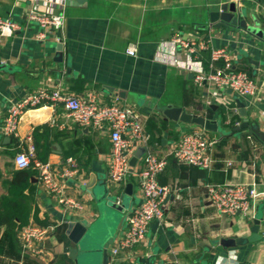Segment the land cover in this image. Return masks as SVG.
Wrapping results in <instances>:
<instances>
[{"label": "crops", "instance_id": "crops-1", "mask_svg": "<svg viewBox=\"0 0 264 264\" xmlns=\"http://www.w3.org/2000/svg\"><path fill=\"white\" fill-rule=\"evenodd\" d=\"M35 1L0 0V15L21 24L14 34L0 36V59L7 64V69L0 70V127L12 102L40 86L61 84L72 93L97 90L107 102L119 95L124 104L135 106L147 133L157 140L149 149L160 155L180 135L193 130L203 129L215 139L212 168L184 165L169 157L159 175L161 184L174 188L165 199L164 219L153 220L145 241L119 252L113 264L172 260L180 264H264V142L250 128L236 131V123L243 122L236 98L246 105L249 121L264 131V0L238 4L253 32L211 21L212 10L235 0H39L43 10L51 8L66 16L61 32L44 39L38 35V25L27 21ZM192 33L210 37L215 47L230 49L233 68L254 77L259 94L239 97L208 82L198 85L193 58L171 42L174 35ZM131 45L136 47L135 55L127 52ZM201 59L208 69L210 52L204 50ZM168 104L216 120L219 130L167 118L163 106ZM36 128L47 134L51 144L47 162L59 172H73L62 183L67 195L84 203V208L65 211L42 186L38 170L25 196L10 201V182L20 169L14 162L17 141L0 130V264H76L77 259L85 264V248L80 249L68 234L70 222H81L93 232L102 215L113 211L116 229L112 236L105 234L101 243L110 238L115 241L127 227V211L140 203L139 180L134 174L128 177L127 183L133 184L130 196L125 193L128 184L106 182L112 152L109 134L73 124L62 104L26 110L19 122L20 138L33 136ZM212 183L254 186L260 194L255 219L221 214L208 199L207 185ZM112 195L122 201L128 197L124 211L113 208ZM102 196L106 199L101 200ZM6 198L7 206L3 205ZM257 219L262 238L251 240ZM30 223L59 224L41 243L40 256L25 253L19 238L20 227ZM230 239L236 244L226 243Z\"/></svg>", "mask_w": 264, "mask_h": 264}, {"label": "built area", "instance_id": "built-area-1", "mask_svg": "<svg viewBox=\"0 0 264 264\" xmlns=\"http://www.w3.org/2000/svg\"><path fill=\"white\" fill-rule=\"evenodd\" d=\"M245 0H235L241 4ZM66 16L51 8L43 10L36 0L27 13V21L36 23L38 35L44 39L48 34L61 32ZM21 29V24L11 18L0 15V36H8ZM61 38V37H60ZM172 43L179 44L187 50L196 67L195 82L203 85L208 82L211 87L230 91L239 97H255L259 94V86L254 77L247 71L233 68L234 56L226 46L215 47L210 37L199 35H174ZM210 52V63L203 67L202 52ZM127 52L135 55L136 47L131 45ZM176 61V59L174 60ZM177 62V61H176ZM221 62L222 65H218ZM62 104L67 110V119L73 124L85 128H96L109 134L112 146L110 169L107 176L109 184L126 186L128 177L136 175L140 183L141 199L138 205L127 211L125 220L127 227L118 236L111 248L112 258L119 252L134 248L145 241L146 234L153 220L164 219L167 204L166 197L174 189L172 186L159 182V175L168 166L172 156L178 163L194 165L202 169L215 165L212 152L215 139H212L203 129L193 130L180 135L169 151L162 155L149 149L150 135L144 127L140 111L132 104H124L119 95H114L107 102L97 90H87L84 93H72L61 84L40 86L27 93L7 108V115L0 127L6 137L16 139L18 149L15 155V167L18 169L32 168L39 171L42 186L52 195L65 211H75L84 208V203L67 195L66 186L62 183L70 177L72 171L59 172L49 162H43L36 157L33 137L20 138L19 122L28 109L44 105ZM237 125H241L236 123ZM27 144L24 146V144ZM139 148H144V154L131 165V158ZM73 163L72 158H68ZM208 199L221 214L240 215L254 220L257 197L260 195L254 186L248 184H208ZM115 203L122 205L117 197ZM59 224L41 225L30 223L20 227L19 238L25 253L35 256L42 254L40 246L58 227ZM163 264H180L176 260Z\"/></svg>", "mask_w": 264, "mask_h": 264}, {"label": "water", "instance_id": "water-1", "mask_svg": "<svg viewBox=\"0 0 264 264\" xmlns=\"http://www.w3.org/2000/svg\"><path fill=\"white\" fill-rule=\"evenodd\" d=\"M81 2L82 0H77ZM229 2V1H228ZM224 2L221 5L218 6L217 9L212 10L210 13L211 21H221L226 22L228 24H232L235 26L242 27L247 30H254L252 26L247 25V20L243 17V11H241V8L238 6L236 2ZM63 47L62 40L58 42L57 48L61 50ZM62 60V58H60ZM257 64V62H255ZM7 69V64L2 63L0 59V70ZM236 103L240 108L239 114L243 118V122L241 125L236 127V131H241L246 128H250L254 136L260 141L264 142V131L261 130L259 125L254 124L249 121V119L246 117L248 111L246 108V105L241 101L240 98H236ZM164 114L167 116V118H170L174 121H180L182 123H190L199 125L203 128H207L209 130L217 131L219 130V125L216 120H211L210 118H205L204 116L197 115L194 113H190L186 111L183 107L179 106H172L168 104V106H163ZM11 139L10 137H8ZM145 149L139 148L134 156L131 158V165H135L138 158H140L144 154ZM107 182V181H106ZM133 192V184L129 183L126 187L125 193L127 195H132ZM110 196V195H109ZM125 195L122 196V199ZM116 196L112 195L110 197V202L112 203L113 208L117 207L118 210L124 211L127 204L125 202L122 203V205H118L115 203ZM106 197L102 196L101 200H105ZM259 226H260V219H257L255 221V226L252 228L253 236H251V240H256L257 238H262L258 232H259ZM68 234L70 235L71 239L75 241V243L80 247V249L83 247L85 248L84 251H86L87 254H85L86 263L85 264H113L112 256L109 253V248L111 244L114 242L113 239H109L108 242H106L104 245L101 243L102 237L106 234L105 232H108V230H104V232L100 231L94 234L87 226H85L81 222H70L69 228H68ZM91 231V232H90ZM232 245L236 244V241L233 239L228 240V242ZM99 260V261H98ZM76 264H79V260L77 259Z\"/></svg>", "mask_w": 264, "mask_h": 264}, {"label": "trees", "instance_id": "trees-1", "mask_svg": "<svg viewBox=\"0 0 264 264\" xmlns=\"http://www.w3.org/2000/svg\"><path fill=\"white\" fill-rule=\"evenodd\" d=\"M221 65L222 63L220 64V66ZM152 134L150 136L149 144L157 141ZM32 137L33 144L36 148V157H38L39 160L46 162L48 160L49 154L52 152L51 144L48 141L47 134L45 132H41L39 128H36ZM15 144H17V142ZM35 171L36 170L32 168H24L19 169L15 173L13 181L10 182V191L13 196V198H9L10 201L16 199L18 200L20 197L25 196V190L31 187V177L35 173ZM7 199L8 198L5 199V202L3 204L5 206H7L8 204Z\"/></svg>", "mask_w": 264, "mask_h": 264}, {"label": "rangeland", "instance_id": "rangeland-1", "mask_svg": "<svg viewBox=\"0 0 264 264\" xmlns=\"http://www.w3.org/2000/svg\"><path fill=\"white\" fill-rule=\"evenodd\" d=\"M123 202H125L126 204H128V197H126ZM116 213L110 210L106 211V215H102V219L100 218L98 220V223H96L93 226V232L94 234H96L97 232H104V230H108V232H105L107 236H112L114 234V229H116L117 226V216L115 215Z\"/></svg>", "mask_w": 264, "mask_h": 264}]
</instances>
